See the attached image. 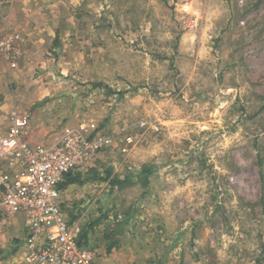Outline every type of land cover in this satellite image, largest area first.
I'll return each mask as SVG.
<instances>
[{"label":"rangeland","instance_id":"obj_1","mask_svg":"<svg viewBox=\"0 0 264 264\" xmlns=\"http://www.w3.org/2000/svg\"><path fill=\"white\" fill-rule=\"evenodd\" d=\"M0 42V130L112 139L61 193L92 264H264V0H0Z\"/></svg>","mask_w":264,"mask_h":264},{"label":"built area","instance_id":"obj_2","mask_svg":"<svg viewBox=\"0 0 264 264\" xmlns=\"http://www.w3.org/2000/svg\"><path fill=\"white\" fill-rule=\"evenodd\" d=\"M0 50L8 54L10 46L0 42ZM28 125L27 115L14 112L0 130V220L23 215V264H92L95 253L78 243L80 230L62 210L59 184L66 174L86 171L112 139L79 123L50 146L30 145Z\"/></svg>","mask_w":264,"mask_h":264},{"label":"crops","instance_id":"obj_3","mask_svg":"<svg viewBox=\"0 0 264 264\" xmlns=\"http://www.w3.org/2000/svg\"><path fill=\"white\" fill-rule=\"evenodd\" d=\"M23 237L24 217L17 215L8 220H0V251L3 252L0 255V264H23Z\"/></svg>","mask_w":264,"mask_h":264},{"label":"trees","instance_id":"obj_4","mask_svg":"<svg viewBox=\"0 0 264 264\" xmlns=\"http://www.w3.org/2000/svg\"><path fill=\"white\" fill-rule=\"evenodd\" d=\"M95 88L97 87H100V84H95L94 85ZM88 171L90 170H87V172L85 173H69V174H66L63 178V181L59 184V189L62 191L64 190L65 188H67L68 186L70 185H82L87 179H88ZM109 174H107V177H108ZM110 185L111 186H114L116 184H118L119 182L116 180H111L109 181ZM73 220L70 219L69 222L71 223ZM78 243L80 245H83L85 247H88L87 246V232L86 231H80L79 233V237H78ZM114 242H112V244H110L108 247H107V250L106 252L109 253L110 250L114 247ZM89 248V247H88ZM2 251H0V255H2Z\"/></svg>","mask_w":264,"mask_h":264}]
</instances>
